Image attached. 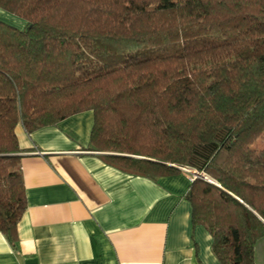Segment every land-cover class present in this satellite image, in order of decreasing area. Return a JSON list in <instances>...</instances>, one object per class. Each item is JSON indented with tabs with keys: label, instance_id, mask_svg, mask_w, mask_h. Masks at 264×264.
I'll list each match as a JSON object with an SVG mask.
<instances>
[{
	"label": "trees",
	"instance_id": "obj_1",
	"mask_svg": "<svg viewBox=\"0 0 264 264\" xmlns=\"http://www.w3.org/2000/svg\"><path fill=\"white\" fill-rule=\"evenodd\" d=\"M0 232L25 209L15 127L90 110L88 150L150 179L189 167L221 264L264 236V0H0ZM262 141L258 147L256 142Z\"/></svg>",
	"mask_w": 264,
	"mask_h": 264
},
{
	"label": "crops",
	"instance_id": "obj_2",
	"mask_svg": "<svg viewBox=\"0 0 264 264\" xmlns=\"http://www.w3.org/2000/svg\"><path fill=\"white\" fill-rule=\"evenodd\" d=\"M92 122L85 110L30 134L15 127L26 204L16 243L0 232V264H221L191 221L190 174L108 165L87 149ZM253 253L264 264V236Z\"/></svg>",
	"mask_w": 264,
	"mask_h": 264
},
{
	"label": "rangeland",
	"instance_id": "obj_3",
	"mask_svg": "<svg viewBox=\"0 0 264 264\" xmlns=\"http://www.w3.org/2000/svg\"><path fill=\"white\" fill-rule=\"evenodd\" d=\"M6 13V14H5ZM0 20L6 21L9 24H12L13 26H20L22 24V21L20 18L13 16L12 14H9L7 12H3V14H0ZM256 145L260 147L262 145V141L258 140L256 142Z\"/></svg>",
	"mask_w": 264,
	"mask_h": 264
},
{
	"label": "water",
	"instance_id": "obj_4",
	"mask_svg": "<svg viewBox=\"0 0 264 264\" xmlns=\"http://www.w3.org/2000/svg\"><path fill=\"white\" fill-rule=\"evenodd\" d=\"M190 170H191L192 179H194V178H202V179H207V180L212 182V180L209 177H207L204 173L198 172V171H196L194 169H190Z\"/></svg>",
	"mask_w": 264,
	"mask_h": 264
},
{
	"label": "built area",
	"instance_id": "obj_5",
	"mask_svg": "<svg viewBox=\"0 0 264 264\" xmlns=\"http://www.w3.org/2000/svg\"><path fill=\"white\" fill-rule=\"evenodd\" d=\"M181 170L187 172L190 174V178L192 179V175H191V170L192 168H189V167H180Z\"/></svg>",
	"mask_w": 264,
	"mask_h": 264
}]
</instances>
